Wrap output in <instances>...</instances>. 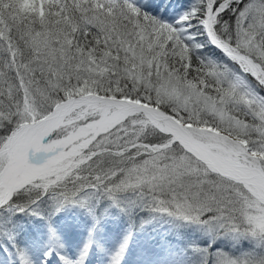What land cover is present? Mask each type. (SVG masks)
Instances as JSON below:
<instances>
[{
	"label": "snow or ice",
	"instance_id": "6c2138e0",
	"mask_svg": "<svg viewBox=\"0 0 264 264\" xmlns=\"http://www.w3.org/2000/svg\"><path fill=\"white\" fill-rule=\"evenodd\" d=\"M104 200L264 264V0H0V240Z\"/></svg>",
	"mask_w": 264,
	"mask_h": 264
},
{
	"label": "rangeland",
	"instance_id": "374dc122",
	"mask_svg": "<svg viewBox=\"0 0 264 264\" xmlns=\"http://www.w3.org/2000/svg\"><path fill=\"white\" fill-rule=\"evenodd\" d=\"M185 2L186 0H173L177 7ZM43 211L44 215L25 214L17 221L15 245H18L24 253L28 264H44L46 259L47 264H64L61 257L71 260L73 264L92 263L89 261L92 258L88 255L81 257L78 254L80 249L85 248L83 246L86 242V230L88 232L97 229L106 235V238L110 237L116 243L120 241L119 237L124 233L133 236V245H131L129 256L126 257L127 264H138V261H141L139 264H144L149 260L151 264H180L182 250L189 241L190 230L179 227L167 218L154 219L151 214L144 222L138 221L140 225H137L129 219L132 210L123 211L110 202L107 204L100 202L96 207L95 216L86 209L71 204L66 205L59 212H54L51 202L44 206ZM61 211H65L63 214L66 211L71 213L74 225L69 230L63 229ZM150 222L154 226L145 230L144 225ZM56 229L63 231L62 238L56 241L57 250L52 245L55 238L49 235ZM162 230L166 233L163 234ZM60 242L67 248L63 252L60 251ZM110 246L103 243L99 246V250L97 248L96 252L102 254L104 264L112 263ZM49 252L52 253L51 257L46 256ZM0 264H21L17 248L7 240H0Z\"/></svg>",
	"mask_w": 264,
	"mask_h": 264
},
{
	"label": "bare ground",
	"instance_id": "6f19581e",
	"mask_svg": "<svg viewBox=\"0 0 264 264\" xmlns=\"http://www.w3.org/2000/svg\"><path fill=\"white\" fill-rule=\"evenodd\" d=\"M65 211H61L62 213V221H63V229H70V227H72V225H74V222H73V219H72V216L70 212L66 211L65 214H63ZM61 215V214H60ZM59 223V222H58ZM153 225V223H147L144 225V229L148 230L150 229ZM60 229V228H59ZM59 229H56L55 232L53 233H50V237L52 236L54 240V242L52 243V245L56 248L57 250V245L56 244V241H58L59 239H61V234L63 233L62 230H59ZM55 230V229H54ZM71 231V230H70ZM163 234L166 233L162 230ZM122 234V233H121ZM85 236H86V242L84 243L85 245L83 247H85L84 249H80V251L78 252V254L82 257V256H89L92 258V260H89V261H92V263H89V264H104L103 260L104 258L102 257V254H97V248L99 250V246L102 245L103 243L107 244V245H111V250H110V256L112 258V263L110 264H127L126 262V257L129 256V252H130V249H131V245H133V236L131 235H127L126 233H124L123 235H121V237H119L120 241L118 243L112 241V238H106V235H104L101 231H98L97 229L94 230V231H88L87 230L85 231ZM74 239H75V235H73ZM84 239V238H83ZM118 239V240H119ZM67 245V244H66ZM124 247V251L121 253V255L119 257H117V253H120L121 252V248L122 246H125ZM60 248L61 250L60 251H65V246H63V244L60 242ZM51 249V248H50ZM69 249V248H68ZM72 249V248H70ZM101 249V248H100ZM110 249V248H109ZM74 251V250H72ZM157 251H162V250H157ZM157 251H154V252H157ZM90 258V259H91Z\"/></svg>",
	"mask_w": 264,
	"mask_h": 264
},
{
	"label": "trees",
	"instance_id": "16d2710c",
	"mask_svg": "<svg viewBox=\"0 0 264 264\" xmlns=\"http://www.w3.org/2000/svg\"><path fill=\"white\" fill-rule=\"evenodd\" d=\"M109 202L111 203V201H108V200L102 201L103 204H107ZM151 214L152 213H150L149 211H146V210L135 209V210L131 211V214L129 215V219L132 222L134 221L137 224H139L138 221H143V220L147 219ZM217 246H219V245H217Z\"/></svg>",
	"mask_w": 264,
	"mask_h": 264
}]
</instances>
